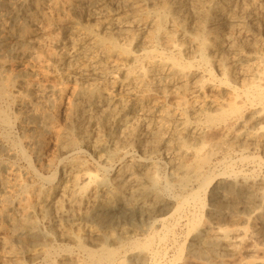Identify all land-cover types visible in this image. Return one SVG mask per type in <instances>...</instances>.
Wrapping results in <instances>:
<instances>
[{
	"label": "bare ground",
	"instance_id": "bare-ground-1",
	"mask_svg": "<svg viewBox=\"0 0 264 264\" xmlns=\"http://www.w3.org/2000/svg\"><path fill=\"white\" fill-rule=\"evenodd\" d=\"M163 1L0 0V127L10 131L19 126L24 134L12 141L9 136L0 135V264H129L125 261L126 257L132 256L135 251L134 261L141 264H182L185 253L182 248L178 249L176 256L171 255L175 258L167 263H162V257L155 248L156 244L166 245L175 226L181 223L185 224L188 237L202 227L201 239L194 240L201 249L211 253L222 250L234 260L239 258V262L232 264H264V248L248 244L249 238L258 235L264 228V177L261 174V178L251 179L243 171L236 173L232 168L237 166H232L226 159L221 164L227 167V172L225 168L221 174L207 171L218 153L232 152L230 144L233 147L238 145L243 164L264 167L261 158L249 156L259 150L264 152V48L262 44L263 49L260 50L258 47L249 48L247 43L249 49L245 45L243 47L250 55H242L243 49L236 47L232 39L223 38V29L221 31L217 25L226 15L230 20L228 22L226 17L227 24L239 25L242 30L247 24L253 32H258L259 20L255 14L258 0H242L244 7L237 12H229L230 0H188L195 8L193 14L195 12L200 20L194 30H189L185 16V20L182 18L185 1ZM259 3L256 6L259 7ZM60 31L66 34L61 35ZM139 32L142 35L146 33V36L140 38ZM123 36L138 42L142 53L136 54L127 44L122 45L119 39ZM247 37L250 38L249 35ZM178 40L182 41V45L177 43ZM160 46L166 47L170 54L161 52ZM190 47L195 48V56L190 58L191 61L183 62L180 57ZM227 50L241 54L246 62L251 63H247L243 71L253 80L243 83L246 77L243 76L242 90L230 84L233 70L227 65V57H224ZM228 54L231 56L233 53ZM210 56L219 58L216 63L218 72L222 74L219 85L216 73L215 77L210 68ZM114 58L111 70L120 74L121 78L114 79L112 76L109 85L106 79L111 75L106 66ZM85 60L94 61L96 65L87 68L82 65ZM144 62L148 63L147 68ZM201 67L205 70L201 71ZM206 76L210 80L205 81ZM78 79L88 83L80 84ZM162 79L168 82L171 90L175 89L170 94L176 100L173 111L159 109V100H156L157 105L150 95L149 80H160V86ZM108 88L115 95L111 97L107 94ZM162 89L161 95L164 92ZM243 98L246 103L241 101ZM97 99H100L98 103ZM84 102L91 113L101 115V118L98 117L105 126L113 122L127 127L126 139L137 150L146 153L152 150V154L163 149L166 154H171L169 163L172 164L173 182H162L152 158L134 161L129 151L122 155V163L108 167L109 160L118 158L116 155L122 153L118 150H122V144L127 140L122 138L117 143L119 146L115 145L109 156L104 158L107 150L104 142L108 141L103 142L104 139L96 135L94 139L89 137L84 124L97 127L96 118L90 111V114L86 112ZM138 112L144 113L145 121L154 117L158 119L157 125L148 124L151 120L140 124ZM61 118L66 120L63 128H59ZM143 125L148 129L143 134L152 137L153 144L147 141L146 134L138 133ZM222 127L226 134L220 129ZM217 128L221 131L218 133L224 135L209 139L206 130ZM167 134L170 139H166ZM49 144L52 145V157L45 153ZM85 147L106 162L105 166L98 165L97 171H92L93 165L83 159ZM166 154L165 157L168 156ZM190 155L195 159L193 164L182 166V158ZM14 157L21 159L26 167L16 164L17 159L12 161ZM32 157L48 175L35 169ZM57 163L65 168L61 175L59 173L61 177L59 171L52 172ZM107 174L111 176L108 180L104 178ZM220 176L225 188L220 187L224 192L221 191L220 196L215 195L220 200L219 204L214 201L218 205L210 213L212 220L204 223L205 216L201 213L191 214L190 211L189 214L187 211L205 208L207 203L203 195ZM192 185H196L198 191L180 197L165 195L177 189L187 191ZM257 203L263 207L256 209L253 215L248 210L246 213L251 214L248 217L239 212L240 205L243 210L253 209L259 208ZM225 206L229 207L227 216L233 221L229 227L215 223L223 216L219 211ZM110 216L123 218L125 223L130 224L142 218L141 221H146V224L132 228L131 234V229L127 231L130 224L125 226L126 229L117 228L109 221ZM236 222H244L247 226L236 225ZM147 232L141 240V233L143 236ZM243 256L250 260H243ZM221 261L220 264H226L229 260H223L225 263ZM191 264L197 263L193 261Z\"/></svg>",
	"mask_w": 264,
	"mask_h": 264
},
{
	"label": "rangeland",
	"instance_id": "rangeland-1",
	"mask_svg": "<svg viewBox=\"0 0 264 264\" xmlns=\"http://www.w3.org/2000/svg\"><path fill=\"white\" fill-rule=\"evenodd\" d=\"M161 2H162V0H160ZM165 2L166 1H168V0H164ZM163 1V2H164ZM173 0H169V2H172ZM183 1H185V2H183V6H184V11H186V10H188V11H186V12H184L183 11V17L182 18H184V16H185V18H186V23H187V25H188V28H189V30H191V29H195L197 26H198V23L200 22V20H198V18L195 16V12H194V14H193V11L195 10V8L194 7H192L193 6V4H192V2H190V1H188V0H183ZM260 1V3H259V7L258 6H256V5H258V2ZM241 2H242V0L240 1V0H230L229 1V12L232 10L233 12H237V11H239V8L241 9L242 7H244L243 5H244V3L243 4H241ZM262 2V3H261ZM189 3V4H188ZM231 3V4H230ZM234 3H236V4H234ZM241 4V5H240ZM191 5V6H190ZM240 5V6H239ZM233 7H235L234 9H233ZM145 8V7H144ZM186 8V9H185ZM192 8V9H191ZM257 8V9H256ZM189 9H190V11H189ZM260 12H259V11ZM255 11L257 12H255V14H256V17H257V21H258V23H259V26H258V32H253L251 29H250V27L247 25V24H245L244 25V27H245V30H242L241 28H239V25H235L234 26V24H231V23H229V24H227L228 22H230V20H229V18L225 15L224 16V18L221 20V23H220V21L217 23V25L219 26V28H220V30L222 31V29H223V31L221 32L222 33V36H225V37H223V38H226V39H232L235 43H234V45L236 46V47H239V48H241V49H243V51H241V54L244 52V54H242V55H248L249 54V51L247 50V49H249V48H251V47H253L254 49L256 48V47H258V50H260V49H263L264 48V0H258L257 2H256V4H255ZM189 12V13H188ZM229 12L227 11V13L229 14ZM184 13H188V14H186L187 15V17H186V15L184 14ZM193 15H192V14ZM189 15V16H188ZM190 15H191V17H190ZM192 16H193V19H192ZM189 17V18H188ZM226 17H227V19H228V22H226L227 21V19H226ZM185 18H184V20H185ZM259 18V19H258ZM261 18V19H260ZM189 19V20H188ZM197 19V20H196ZM194 20V21H193ZM225 20V21H224ZM261 20V21H260ZM194 22H196V24H194L195 26H193L192 24L194 23ZM262 22V23H261ZM222 23H223V25H222ZM224 23H226V25L224 24ZM192 25V26H191ZM218 26H216V27H218ZM241 26H243V25H241ZM170 27V23H169V25H168V28ZM226 27V28H225ZM228 27H229V29H228ZM214 28V27H213ZM212 28V29H213ZM225 28V29H224ZM237 28V29H236ZM227 29H228V32H227ZM248 29V30H247ZM250 29V30H249ZM260 29V30H259ZM263 29V30H262ZM240 30V31H239ZM231 31V32H230ZM236 31H237V33H236ZM61 33V35H65L66 33H65V31H60ZM245 32V33H244ZM63 33H65V34H63ZM227 33H229L228 35H227ZM261 33V34H260ZM138 34H140L141 36H140V38H142V37H145L146 36V33H145V35H142V33H138ZM238 34V35H237ZM244 34H245V36H244ZM252 34H253V36H252ZM263 34V35H262ZM243 35V36H242ZM250 36V38H248L247 36ZM124 37V39H125V37H126V39H127V42H126V39L124 40V39H122ZM123 37H121L120 39H122V41L119 39V41H120V43H122V45H125V46H127L128 45V47L132 50V52H134V53H136V54H141L142 53V48L139 46L138 47V42H133L132 40L133 39H131L129 36H123ZM237 37H239V38H237ZM244 37V38H243ZM247 37V38H246ZM130 38V39H129ZM235 38H237V39H235ZM241 38V39H240ZM247 40H246V39ZM240 39V40H239ZM245 41H243V40ZM254 39V40H253ZM237 40H238V42H237ZM251 40V41H250ZM254 42H253V41ZM262 40H263V42H262ZM124 41V42H123ZM179 41H181V40H178V44L179 45H182V41L181 42H179ZM249 41H250V43H249ZM257 41V42H256ZM238 43H240V44H238ZM244 43H248L249 45H250V47L248 46V44L246 45V44H244ZM253 43V44H252ZM258 43H260V44H258ZM127 44V45H126ZM136 44V45H135ZM261 44H262V47L263 48H261ZM240 45H242V46H240ZM245 45V47L246 46H248V47H243ZM252 45V46H251ZM254 45V46H253ZM137 47V48H136ZM161 47V48H160ZM159 47V50L161 51V52H163L164 54H166V55H168V54H170V51H168L167 49H166V47L164 48V47H162V46H160ZM191 49L188 51V52H184L183 54H182V56L183 57H180V59L181 60H183V62L185 61V62H189V61H191V59H193L194 58V56H195V48H192V47H190ZM136 49V50H135ZM163 51H162V50ZM257 49V48H256ZM245 50H247V51H245ZM139 51V52H138ZM191 51V52H190ZM166 52V53H165ZM228 52L230 53L231 52V56H230V54H228ZM246 52V53H245ZM168 53V54H167ZM187 53V54H186ZM190 53H193L192 55L190 54ZM226 54H224V57L226 58V60H228L229 61V63L227 62V65H228V67H230L231 68V70H233L232 72V77H231V80H230V84L232 85V86H234V87H236V88H238L239 90L241 89L242 90V86L241 85H243V83H246V82H249V81H252L253 79H249V76H246V72L245 71H243L244 69H245V66H246V64L247 65H249V64H251L250 62H246V60H244V58L242 57V55L241 54H238V53H236V52H232V51H226L225 52ZM227 55H229V56H227ZM235 55V56H234ZM250 55V54H249ZM177 56V55H176ZM185 56V57H184ZM232 57H234V58H232ZM240 57V58H239ZM191 58V59H190ZM236 58V60H234ZM242 58V59H241ZM188 59H189V61H188ZM210 59H211V61H212V63H211V66H210V68L213 70V73H214V75H215V73H216V75H217V77H216V75H215V77L217 78L216 80V83H217V85H219V80H220V78H222V74H221V72H218V71H220V70H218L219 68H218V64H217V66H216V63L218 62V60H219V58H217V57H215V56H210ZM116 60V58H114V59H111L110 61H109V63L107 64V70H109L108 72H109V75H111V76H109L107 79H106V82L108 83V82H110L109 83V85L111 84V80H112V76H114V79L115 78H121V75L120 74H118V73H114L112 70H111V66H113L114 65V61ZM187 60V61H186ZM217 60V61H216ZM92 61V60H91ZM113 61V62H112ZM216 61V62H215ZM234 61H236V62H234ZM83 62V66H85V67H93V64H94V61H92V62H90L89 60H85V61H82ZM110 62L111 63H113V64H110ZM232 62H234V63H232ZM238 62V63H237ZM245 64H244V63ZM86 63H87V65H86ZM92 64V65H91ZM241 65L240 67H239V65ZM94 65H96V64H94ZM111 65V66H110ZM236 65H237V67H236ZM109 66H110V68H109ZM144 66L147 68V66H148V63L147 62H144ZM242 67V68H241ZM202 69H201V71L203 70H205V67H201ZM217 68V69H216ZM242 69V70H241ZM217 71V72H216ZM111 73V74H110ZM120 75V76H119ZM241 75H242V77H241ZM243 76H246V77H244L243 78ZM218 77H219V79H218ZM237 77V78H236ZM240 77V78H239ZM252 76H250V78H251ZM109 78H111L110 80H109ZM232 78H234V79H232ZM241 78H243V80L245 81V82H243V81H241L242 79ZM253 78V77H252ZM74 79H75V77H74ZM207 79V80H206ZM247 79V80H246ZM248 79H249V81H248ZM76 80V79H75ZM204 80L205 81H208V80H210L209 79V77L208 76H206V77H204ZM80 84H82L83 82H87L88 83V81H84L83 80V82H82V80L80 81V79H78L77 80ZM239 81H240V83H242V84H240L239 83ZM152 82V83H151ZM156 82H157V84H156ZM159 83H160V80L159 81H150L149 80V84L151 85V90H152V92H150V95H151V97L152 98H154V101H156V100H159L158 101V103H159V109L161 108V110L163 109V110H168L169 111V109L171 110V111H173L174 110V104H175V102H176V100H174L172 97H170V94H172V92L174 93L175 92V89H173V90H171V88H169L167 85H168V82H166V80L165 79H162V84L159 86ZM236 83H237V85H239V86H237L236 85ZM234 84V85H233ZM158 86H159V88H158ZM162 87L164 88V92H165V90L167 91V92H163V95H161L162 94V91H163V89H162ZM166 87V88H165ZM156 88H158L159 89V91H158V89H156ZM169 88V89H168ZM155 90H156V92H155ZM162 90V91H161ZM159 92V94H158V92ZM155 94H154V93ZM161 92V93H160ZM107 94H109L111 97L113 96V94L115 95V93L114 92H112L111 91V89H107ZM165 94H168L167 96L165 95ZM165 95V96H164ZM206 95H208V94H206ZM157 98V99H156ZM160 98V99H159ZM171 98H172V101H170L171 100ZM169 99V100H168ZM100 101V99H97L96 100V102L98 103ZM241 101L244 103H246V100L243 98V99H241ZM163 104H162V103ZM166 104H165V103ZM173 102V103H172ZM156 103H157V101H156ZM158 103H157V105H158ZM84 106H85V108H86V112L88 113V114H90L91 113V111H90V108L86 105V103L84 102V103H82ZM162 105V106H161ZM168 106H169V108H168ZM173 108V109H172ZM160 110V111H161ZM89 111H90V113H89ZM12 112V114H14L15 112L12 110L11 111ZM92 114V117H94V118H96L94 121H96L95 123H96V126L97 127H95V126H91V127H89L88 126V124H84L83 123V121H81V123H83L84 124V127H85V129H86V132H88V135H89V137L91 138V139H94L95 137V135L96 136H98L101 140H103V142L104 141H108V142H104V143H106L107 144V150L105 151V155H104V153L102 154V155H104L103 157L104 158H106V157H108L109 155H108V153L110 154L113 150H114V148L117 146H119L117 143L119 142V141H121L122 140V138H123V140L124 139H126V137L127 136H125V132H126V129H128L127 127H124V126H119V125H117V124H115V123H110V124H106V126L108 127H106L105 126V124H103V123H101V115L100 114H98V113H91ZM97 114V115H96ZM98 115H99V117H98ZM159 115V114H158ZM246 115H248V114H246ZM96 116V117H95ZM137 116L139 117L140 116V118H138L141 122H140V124L141 123H143V124H146V122L147 121H149V120H151V119H148L147 121H145V116H144V113L143 112H138L137 113ZM143 118H142V117ZM63 118V117H62ZM61 118V122L59 121V123H61V124H59L58 126H59V128H63L64 126H65V124H66V120H63ZM144 120V121H142V120ZM156 118L154 117L151 121H150V123H148V124H155V125H157V123H158V119L157 120H155ZM63 120V121H62ZM147 124V125H148ZM64 125V126H63ZM87 125V126H86ZM111 125H113L114 126V128H113V126H111ZM117 126H119V127H117ZM15 127V128H14ZM10 131L7 129H4V128H2V127H0V135H6L8 138H9V140L10 141H12V140H16V139H19V138H22L23 137V131L21 132V130H22V128L21 127H19V126H14ZM17 127V128H16ZM146 127V129L144 130V128ZM21 128V129H20ZM92 128V129H91ZM131 128V127H130ZM140 128H142V129H140ZM139 129H138V133H139V131H140V133L139 134H143L145 131L147 132V126L145 125H143V126H141ZM4 129V130H3ZM95 129V130H94ZM111 129V130H110ZM121 129V130H120ZM125 129V130H124ZM222 131H223V129H224V127H222V128H220ZM19 130V131H18ZM93 130V131H92ZM96 130H97V133H96ZM98 130H100V131H98ZM130 130V129H129ZM214 130V131H213ZM115 133H114V132ZM116 131H118V132H116ZM120 131L122 132V131H124L123 133H120ZM208 131L211 133V135H210V133H208ZM213 131V132H212ZM15 132V133H14ZM206 132H207V136H209L208 138L209 139H211V140H213V138H218V137H215V135L217 136H219L220 137V135H222V134H219V133H221V131L217 128V129H207L206 130ZM219 132V133H218ZM226 132V130H224L223 131V133L224 134H226L225 133ZM93 133H94V135H93ZM101 133V134H100ZM120 133V134H119ZM11 134V135H10ZM102 134H104L103 136H102ZM106 134V135H105ZM146 134V135H145ZM145 134H143V135H145L146 137H147V133H145ZM223 134V135H224ZM19 135H20V137H19ZM22 135V136H21ZM113 135H115V136H113ZM121 135V136H120ZM169 134H167V136H166V139H170V137L168 136ZM213 135V136H212ZM222 135V136H223ZM12 138H11V137ZM13 136H15V137H13ZM106 136H107V138L109 139H107L106 138ZM111 136H112V138H111ZM125 136V137H124ZM212 136V137H211ZM116 137H118V138H116ZM107 140H106V139ZM117 139H118V141H117ZM127 140V139H126ZM149 140V141H148ZM125 141V140H124ZM124 141H122V142H124ZM130 141V140H129ZM128 140L125 142V143H127V144H125V143H123L122 144V150H124V149H126V150H124V152L122 151V150H118V153H120V152H122V153H120L119 154V156H118V154L116 155L118 158H114V159H112V160H109V163H108V167H111L112 168V166H117V165H119L120 164V162L121 161H123V154H125V153H127L126 151H129L128 153H129V155H130V158L132 159V160H134V161H142V160H146V159H148V158H152L151 160L156 164V166H157V170L158 171H160V172H158V174H159V177L163 180L162 182H173V177H172V174H171V170H172V164H171V162L169 163V159H171V157H172V155L171 154H169V153H165L164 152V150L162 149V151H160L161 149H158V151H155V153H154V151H153V153L152 154H150V151L152 152V150H148L149 151V154H148V151H147V153L146 152H141V151H139V150H137L134 146H133V144H131L130 142H129ZM147 141L150 143V144H153L154 143V139H152V137L150 138V136L149 137H147ZM151 141H153V142H151ZM191 142V141H190ZM189 142V143H190ZM115 143V144H114ZM129 143V144H128ZM191 144V143H190ZM116 145V146H115ZM127 145V146H126ZM110 146V147H109ZM121 146V145H120ZM124 146V147H123ZM130 146V147H129ZM228 146H230V147H232V148H230V147H228V148H230V149H232V152H228L227 150L226 151H224V152H220V153H218L217 155H216V157H214L213 159H212V164H211V167L209 168V169H207V171H209L210 170V172H214V173H216V174H218V173H224L225 171L227 172L228 170H226L227 169V167L226 166H224L223 165V163L221 164V161H225V159L226 160H228L227 162L228 163H230V164H232V166H234V167H236V168H232L233 169V171H235L236 173L238 172H240V173H243V174H247L248 176H249V178H251V179H258V178H261V176L262 177H264V167L263 166H261V165H257V164H251V165H249V164H247V163H244L243 164V162L241 161V158H240V156H242V153L239 151V150H237L238 149V145H235V147H233V145L232 144H230V145H228ZM127 147V148H126ZM26 149L27 150H29L28 149V147H26ZM84 150H86V147L85 148H83ZM119 149H121V147L119 148ZM134 149V150H133ZM51 151V152H50ZM53 150H52V145H50L49 144V146L47 147V149H46V151H45V153L47 154V156L48 157H52L53 156V152H52ZM90 150H86V153H85V156H84V160L85 159H87V164H90V165H93L92 167H93V169H92V171H94L95 172V170L97 171V169L99 168V166L98 165H100V166H105V163L104 162H102L101 161V159L100 158H98L99 156H96V155H92V152L90 153L89 152ZM231 151V150H230ZM234 151H235V153H234ZM88 152V153H87ZM107 152V153H106ZM257 152V153H256ZM254 154H252V155H249L250 157L252 156V158L254 159V158H256V159H258V158H261V161L262 162H264L263 160H264V152H263V150H261V152H260V150L259 151H256ZM48 153H50V154H48ZM90 153V154H89ZM134 155H133V154ZM135 153H137V154H135ZM156 153H158V154H156ZM163 153H165L166 154V156L167 157H165L164 155L165 154H163ZM223 153H224V155H223ZM229 155H228V154ZM232 153V154H231ZM239 153V154H238ZM241 153V154H240ZM51 154H52V156H51ZM141 154V155H140ZM146 154V155H145ZM235 154V155H234ZM89 155V156H88ZM140 155V156H139ZM156 155V156H155ZM170 155V156H169ZM237 155V156H236ZM248 154H246L245 155V157L247 156ZM260 155V156H259ZM261 155H262V157H261ZM91 156V157H90ZM136 156H138V157H136ZM154 156V157H153ZM159 158H158V157ZM255 156V157H254ZM89 157V158H88ZM132 157H134V158H132ZM192 157V158H191ZM220 157H222V158H220ZM227 157V158H226ZM230 157H231V160H230ZM233 157H235V158H233ZM91 158H93V159H91ZM121 158V159H120ZM141 158H142V160H141ZM220 158V159H219ZM14 159H17V160H15V163L16 164H18L21 168H25L26 166H25V163L21 160V159H19L18 157L16 158V157H14L13 159H12V161H14ZM138 159V160H137ZM235 159H236V161H235ZM263 159V160H262ZM90 160V161H89ZM189 160V161H188ZM195 160V159H194ZM194 160H193V156H187V157H184V158H182V162H181V164H182V166H184V167H188L189 165H190V163H191V165L193 164V162H194ZM215 160H216V162H215ZM218 160V161H217ZM220 160V161H219ZM234 160V161H233ZM17 161V162H16ZM20 161V162H19ZM32 161H33V163H34V165H35V169L40 173V174H43V175H48L47 173L48 172H46V171H43L41 168H40V166H38V161L34 158V157H32ZM159 161V162H158ZM161 161V162H160ZM166 161H167V163H166ZM223 161V162H224ZM233 161V162H232ZM112 162V163H111ZM165 162V163H164ZM185 162V163H184ZM215 162V163H214ZM232 162V163H231ZM242 162V163H241ZM98 163V164H97ZM122 163V162H121ZM162 163H164V164H162ZM217 163V164H216ZM235 163H237L236 165H235ZM96 164V165H95ZM214 164H216V166L214 165ZM246 164V165H245ZM23 167H22V166ZM90 165H89V167H90ZM112 165V166H111ZM167 165V166H166ZM188 165V166H187ZM190 165V166H191ZM218 165V166H217ZM255 165V166H254ZM94 166H95V168H94ZM247 166V167H246ZM57 167V168H56ZM91 167V168H92ZM159 167V168H158ZM162 167V168H161ZM164 167V168H163ZM170 167V168H169ZM214 167H217V168H214ZM252 167V168H251ZM223 168H225L224 170H223ZM245 168V169H244ZM255 168V169H254ZM258 168V169H257ZM261 168V169H260ZM58 169V170H57ZM65 168H64V165H60V163H57L55 166H54V168L52 169V172H53V170H54V172H57V171H59L58 172V175H59V173H60V175H61V173L63 172L62 170H64ZM161 169V170H160ZM220 169H221V171H220ZM229 169V168H228ZM238 169V170H237ZM242 169V170H241ZM254 169V170H253ZM260 169V170H259ZM164 170H166V172L164 171ZM237 170V171H236ZM241 170V171H240ZM252 170V171H251ZM62 171V172H61ZM169 171V172H168ZM216 171V172H215ZM230 171V170H229ZM243 171V172H242ZM249 171V172H248ZM259 171V172H258ZM255 172V173H254ZM45 173V174H44ZM167 173V174H166ZM251 173V174H250ZM259 173V174H258ZM262 174V175H261ZM59 175V177H61ZM166 175H169L170 177H168V176H166ZM261 175V176H260ZM107 176V177H106ZM167 178V180L165 181L164 180V178ZM104 178L105 179H107L108 180V178L110 179L111 178V176H110V174H107V175H105L104 176ZM222 180V178H221V176L220 177H218V179H216V181L210 186V188L207 190V192L206 193H204V197H203V200H205V204H206V206H205V208L203 209V210H199V209H196L195 211L193 210V208H191L190 210H188L187 212L190 214V211H192L191 212V214H193V213H201L202 214V216L204 217L203 218V221H204V223H206V222H211V220L212 219H210V213H211V211L215 208V206H216V202H218V201H220V200H218V198H216L217 196H215V195H218V194H222V192H224V190L222 191V188L224 189L225 187L223 186V180ZM222 184V185H221ZM218 185V186H217ZM214 186L216 187V188H214ZM222 188H221V187ZM192 188H193V190H192ZM189 189V190H188ZM187 189V191H185V190H180V189H177V190H175V191H173L172 193H168V192H164L165 193V195H176L177 197L179 196L180 197V195L181 196H186L187 194H189V193H192V192H196V191H198V187L195 185H192V186H190L189 188ZM162 190H164V189H162ZM216 190H218V192L216 191ZM185 191V192H184ZM222 191V192H221ZM184 192V193H183ZM212 192V193H211ZM181 193V194H180ZM214 193V194H213ZM178 194V195H177ZM220 195H218V196H220ZM208 196V197H207ZM214 196V197H213ZM207 199H209V200H207ZM212 201H211V200ZM214 199V200H213ZM216 200V202H214ZM211 201V202H210ZM208 202H210V203H208ZM214 204H213V203ZM218 204H219V202H218ZM217 204V205H218ZM256 205V204H255ZM255 205H254V207H255ZM208 206V207H207ZM210 206V207H209ZM214 206V207H213ZM231 206V205H230ZM256 206H259V208L258 207H255V208H253V209H246V208H244V210L242 209L243 207L240 205V211H239V208H238V211L239 212H241L244 216H251V214H249V212L250 213H252V215L254 214V212L256 211V209L258 210H260L261 209V207H263V205H261V204H258L257 203V205ZM209 208V209H208ZM229 207L228 206H225V207H223L219 212L220 213H222L223 214V216L221 215V217L219 218V221H215V223H219V225H225V227H229V225H232L233 224V221L227 216V214H228V211H229V209H228ZM228 209V210H227ZM242 209V210H241ZM208 210H209V213H208ZM226 212H225V211ZM246 210H248L247 212L248 213H246ZM251 210V211H250ZM54 214H55V212H53ZM246 213V214H245ZM206 214V215H205ZM227 217H228V219H227ZM110 219H109V221L112 223V224H114V225H116V227L117 228H127V231L129 230L130 231V229L132 230V228H136L137 226H140V225H142V224H146V221H141L142 220V218H138L136 221H132L131 223L132 224H130V222L129 223H125V221H123L124 219L123 218H116V217H109ZM117 219H119V221L117 220ZM206 219V220H205ZM111 220H113V221H111ZM229 220V221H228ZM116 221V222H115ZM117 221H118V224H117ZM139 221H140V224H139ZM206 221V222H205ZM217 223V224H218ZM228 223V224H227ZM230 223V224H229ZM244 223V222H243ZM242 222L241 223H238V222H236V225H238L239 224V226H247L245 223L243 224ZM121 224V225H120ZM123 224H124V227H123ZM130 224V226H127V227H125L126 225H129ZM137 224V225H136ZM227 224V225H226ZM122 226V227H121ZM144 226V225H143ZM115 227V226H114ZM142 227V226H141ZM148 227V228H147ZM146 228H147V230L149 229V226H147ZM180 227V228H179ZM231 227V226H230ZM183 230V231H182ZM186 226H185V224L184 223H181L180 225H176L175 226V230H174V233H173V235L172 236H170L169 237V239H167V242H166V245L165 244H163V245H158V244H156L155 245V248L158 250V253H160V255H161V257H162V260L161 261H163L162 263H167L168 261L170 262L171 260H173L174 258H175V256H176V254L178 253V249H180V248H182L183 249V252H185L184 254H183V260H182V264H184L187 260H188V264L190 263H192L193 261H196V263L197 264H210L211 262H212V264L214 263V264H218L217 262H219V264H220V261L223 259L224 261H225V259H227V261L228 262H226V264H232V262L234 263L235 261H236V263L237 262H239V258L236 260H234L233 258H231V257H229V256H227V254L225 255V252L224 251H222V250H217L215 253H211V252H209L208 250H206V249H201L200 248V246L198 245H196L197 244V241L199 240V239H201V237H202V232H203V229H202V227L193 235V236H190V237H188L187 236V232H186ZM132 233L131 234H133V230L131 231ZM136 233V232H135ZM148 234V232L144 235L143 234V236H142V233H141V235H140V239L141 240H144V238H145V236ZM184 234V235H183ZM199 235V236H198ZM187 236V237H186ZM262 236V237H261ZM173 237V238H172ZM180 238V239H179ZM191 238V239H190ZM199 238V239H198ZM254 238V239H253ZM253 238H249V240L248 241H250V242H248V244L249 245H253V243H254V245L253 246H257V247H261V248H264V228L262 229V231H261V233H258V235H254L253 236ZM173 239V240H172ZM185 241V243L182 241ZM187 239V240H186ZM251 239H253V241L254 240H256V241H252ZM258 239L260 240V241H258ZM179 242H178V241ZM194 240H197V241H194ZM262 240V241H261ZM168 241H170V242H168ZM175 242V243H174ZM189 242V243H188ZM252 242V243H251ZM256 242V243H255ZM260 243V246H259V243ZM263 242V243H262ZM56 243L57 244H59L60 242L59 241H56ZM172 243V244H171ZM178 243V244H177ZM183 245H182V244ZM251 243V244H250ZM262 243V244H261ZM168 244V245H167ZM170 244V245H169ZM175 244V245H174ZM187 244V245H186ZM262 245V246H261ZM163 248H162V247ZM180 246V247H179ZM191 246V247H190ZM160 247V248H159ZM167 247V248H166ZM171 247V248H170ZM177 247V248H176ZM199 247V249H197ZM159 248V249H158ZM162 248V249H161ZM170 248V249H169ZM169 249V250H168ZM185 249V250H184ZM165 250V251H164ZM172 250H173V252H172ZM163 251V252H162ZM191 251V252H190ZM221 252V253H220ZM193 253V254H192ZM166 254V255H165ZM169 256H168V255ZM188 254V255H187ZM190 254H192V255H190ZM137 255V253H136V251L135 252H133V255L132 256H130V257H126V259L127 260H125L126 261V263L128 262L129 264H137L138 262V264H141V262L140 261H138V262H135L134 260H135V256ZM164 255H165V257H164ZM171 255H175V256H171ZM198 255V257H201V258H203V259H201V258H198V257H195L194 258V256H197ZM214 255V256H213ZM223 255H225V256H223ZM187 256V257H186ZM223 256V257H222ZM132 257H134V258H132ZM167 257H169V258H167ZM171 257V258H170ZM173 257V258H172ZM190 257H192L191 259H190ZM216 257V258H215ZM217 257H219L218 259H217ZM244 258H243V260L245 259V261H248V260H250L247 256H243ZM130 258V259H129ZM197 258V259H196ZM205 258H207V260H208V262L209 261H211V262H206L207 260H205ZM133 259V260H132ZM198 259H201V260H198ZM215 259V260H214ZM216 259L217 260H219V261H216ZM242 259V258H241ZM221 261V263H225L224 261ZM234 260V261H233ZM191 261V262H190ZM187 263H185V264H187ZM142 264H145L144 262H142Z\"/></svg>",
	"mask_w": 264,
	"mask_h": 264
}]
</instances>
